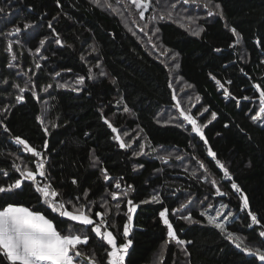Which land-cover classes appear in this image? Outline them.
I'll return each mask as SVG.
<instances>
[{"label":"trees","instance_id":"1","mask_svg":"<svg viewBox=\"0 0 264 264\" xmlns=\"http://www.w3.org/2000/svg\"><path fill=\"white\" fill-rule=\"evenodd\" d=\"M206 1L209 2L207 7L202 2V7L193 2L185 3L203 12L196 22L194 19L185 21L188 26L173 17L153 20L159 28V43L167 50L164 53L157 47L154 52L150 44L125 24L121 9H117L124 0H101L100 4L93 0H59V4L57 0H0L3 9L0 12V109L14 105L0 114V120L7 126V131L0 126V169L10 170L14 162L33 166L32 154L16 145L15 136L26 139L38 150L47 140L49 148L45 154L50 164H46V168L48 178L60 193L57 199L68 201L79 196L83 202V193L88 191L87 199L95 202L93 212L102 211L107 201L109 222L115 224L109 230L117 237L118 245L125 243L122 232L126 200L140 204L128 237L133 243L125 264H264L254 255L236 248L200 215L205 210L215 215L208 204L214 208H219L221 203L228 204L225 212L230 210L236 216L234 221L229 220V230L242 237L248 246H261L264 238L258 233L264 228L248 227L250 218L246 211L240 210L238 195L231 189V182L223 177V171L207 155L203 141L191 131L190 125L178 127V121L159 118L161 110H175L176 101L172 99L175 79L172 64L166 58L172 51L178 53L177 73L200 97L191 113L200 124L211 118L212 111L218 113L217 119L205 129V135L264 225V121L251 120L258 111V99H243L253 84L260 83L264 88V63L261 62L264 60V0ZM127 2L134 12L139 11L131 0ZM178 3L185 5L184 0ZM212 3L220 6L219 12L210 8ZM210 11L213 15H208ZM221 11L223 15L219 14ZM148 13L167 16L153 10ZM135 19L138 17L132 15V21ZM49 22L52 28L48 27ZM134 22L138 24V20ZM24 23L31 27L24 29ZM15 26L22 31L8 35ZM232 27L242 36L234 48L229 47L235 40L230 32ZM201 29L199 36L193 35ZM57 36L62 43H56ZM45 37L48 39L41 46L39 42ZM8 40L14 42L16 60H11L12 53L5 51ZM37 47L41 48L39 53L35 51ZM35 63L41 68L36 69ZM25 72L28 75L25 76ZM56 72L60 75L56 76ZM78 76L85 77L81 85L75 84ZM212 76L228 89L229 97L223 95V89ZM65 83L73 87H56ZM15 84L21 87L27 84L29 89L35 85L39 99L26 89L24 101L17 104L15 96L19 89L13 87ZM48 84L53 87L42 91ZM75 87L80 91L73 90ZM125 105L129 112L123 111ZM204 107L209 111L201 118L197 113L203 112ZM101 113L120 132L126 129L138 132L133 142H125L130 147H119V142L112 138L116 134L104 123ZM37 116H41L44 126L49 128L47 135ZM225 124L228 127H224ZM141 145H144L142 150ZM134 152L139 154L133 155ZM165 156L167 160L162 159ZM93 157L98 159L94 161ZM201 162L207 171L200 167ZM101 168L107 169L113 178L111 182L103 179ZM10 176L14 179L19 174L10 171ZM121 177V190L127 185H131L132 190L127 197L113 201L110 192L116 190L115 182ZM72 178H76L78 184L73 185ZM213 179L216 185L211 183ZM0 181L10 182L3 175ZM29 184L25 182L22 190L0 194V205L22 203L39 209L53 219L58 230L69 224L77 225L38 204ZM217 186L226 195H216ZM156 194L161 197L160 203L150 201ZM189 197L194 203L172 215L171 209L179 208ZM145 200L150 202L140 203ZM118 202L119 210L115 208ZM163 207L169 208V218L179 238L191 241L183 246L189 255L186 256L175 242L165 247L166 226L158 216ZM189 212L199 223L189 224L180 218ZM86 234L90 242L80 246V251L88 255L95 253L106 264L102 247L105 242L90 231ZM0 264L6 262L0 261Z\"/></svg>","mask_w":264,"mask_h":264},{"label":"snow or ice","instance_id":"2","mask_svg":"<svg viewBox=\"0 0 264 264\" xmlns=\"http://www.w3.org/2000/svg\"><path fill=\"white\" fill-rule=\"evenodd\" d=\"M93 2L100 4L101 0H93ZM131 2L136 9L140 10L139 16L143 19L145 12L148 11L150 7L151 0H131ZM177 2H179V0H177ZM188 2L189 0H184V3ZM192 2H195V0H192ZM57 4H59V0H57ZM107 6L112 7L111 4H108ZM205 7H207V4H205ZM216 7L219 9L220 6L216 5ZM0 12H3L2 8H0ZM219 14L223 15L222 11ZM208 15H213V13L210 11ZM157 18H171V14L169 13L167 16L159 17L153 16L150 19ZM189 19L192 18L189 17ZM30 27L31 24L29 23L23 24L24 29H29ZM48 27L52 28L51 22H49ZM225 27H228V25H225ZM21 31L22 29L19 26H15L8 33V35L20 33ZM53 31L55 30L53 29ZM141 31H144V29L141 28ZM201 31H203V29L194 32L193 35L199 36ZM155 32H159V28L155 29ZM230 32L235 37V40L229 45V47L234 48L240 43L242 36L235 27L230 28ZM47 39V37L41 39L39 42L40 45L43 46ZM13 43V40H8L5 51L12 53L11 60H16V55L13 53ZM56 43H62L58 36L56 38ZM153 47H155V45H153ZM35 51L36 53H39L41 48L37 47ZM216 51L219 52L221 50L216 49ZM176 55H178V53ZM81 59H83V57H81ZM261 62L264 63V60ZM11 66V63H9V67ZM98 66L99 65H97V67ZM175 67L178 68L179 64H176ZM35 68L40 69L41 65L39 63H35ZM240 71L243 72L244 70L240 69ZM23 74L25 76L28 75L27 72ZM100 74L106 75L104 72H101ZM55 75L59 76L60 73L56 72ZM89 78H91V69H89ZM211 78L216 80L215 76H212ZM84 80V76H78L75 80V84L81 85L84 83ZM4 83H7V81H4ZM113 83H115V80H113ZM216 83L221 89H223V95L225 97H229L231 95L228 89H226L219 80H216ZM228 83L231 84L232 81H228ZM13 87L19 89V94L15 96L17 104L24 101V93L26 89L32 91L34 96H37L34 90L35 85H33L30 89L27 84H25L24 87H21L19 84H15ZM51 87H53V85L48 84L41 90L47 91ZM56 87L69 88L73 87V85L65 83L57 84ZM169 87H172L171 83L169 84ZM188 87H191V85ZM252 87L259 94V105L258 111L255 112V115L251 116V120L253 122L264 121V88H262L260 83H255ZM73 90L80 91L78 87L73 88ZM37 99H39L38 96ZM172 99L176 101L173 107L178 110L179 117H182V120L178 121L177 126L184 127L185 125H190L191 131L196 133L200 140L203 141V144L207 148V155L212 157L215 164L223 171V177L231 182V189L238 195L240 210L246 211L247 217L250 218V224L248 227L260 225L264 228V225H261V220L258 219L257 214L251 210L248 196L235 182V180L232 179L228 167L222 163L220 159H218L217 153L213 150L205 135V129L208 127V124L217 119L218 113L212 111L211 118L206 123L200 124L198 119L190 113V110H186L181 106V101L177 99L175 90H173ZM195 99L199 101L200 97L196 96ZM243 99L249 100L252 99V97L245 96ZM10 107H14V105H6L3 109H0V114L8 112ZM123 111L129 112L130 109L127 105H125ZM208 111L209 108L204 107L203 112H199V116L202 118L204 113H207ZM101 118L104 120L107 127L111 129V132L116 134L112 138L119 142L120 148H127L131 146L130 144L125 143L122 139L120 131L113 126L107 118L103 117L102 113ZM36 119L42 127L43 133L47 135L49 133V128L44 126L43 118L41 116H37ZM0 126H3L5 131H7V126L3 124V120H0ZM52 127H56V125H52ZM224 127H228V125L225 124ZM123 135L127 136L128 133L125 132ZM217 135H219V133ZM14 141L16 145L21 147L23 152L32 154V157L34 158L33 166L29 167L28 164L21 166L14 162L10 170L0 169V175L8 177L10 181H0V194H7L16 190H22L25 182H30L28 186L31 187L36 194L38 204H42L48 209H51L52 212L58 213L59 217L68 218V221L70 222H77V225L91 226V228L83 229L77 225L69 224L67 228L58 230L56 224L53 223V219H50L48 215L39 209H33L32 207L25 206L22 203H7L6 205H0V261H5L6 264H105V261H101L95 256V253L88 255L87 253L80 251V246H86L89 244L90 237L86 234V232L90 231L94 233L95 238L105 242L102 244V247L104 248L103 255L106 257V264H125V257L128 255L129 248L133 243V241L128 237L132 231L134 215L140 207V204L134 203L132 199L126 200V222L123 224L122 232L125 243L118 245L117 237L113 234V231L109 230L110 227H115V224L109 222L108 214L110 209L107 207V201H105V205L102 206V211L93 212L92 207L95 202L87 199L88 191H84L83 193V196L85 197L83 202H81V198L79 196L75 197L74 200L68 201L57 199L60 196V193L54 188L52 181L48 178L49 172L46 168V164H50V161H48L45 154L49 148L48 141L44 140L40 150L31 146L29 142L21 136H15ZM140 147L142 150L144 145H141ZM138 154L139 153H133V155ZM176 158L181 159L179 156ZM97 159L98 158L93 157L94 161ZM162 159L167 160L168 157L165 156ZM93 166H95V164ZM135 167L136 166H134V168ZM140 167H142V165ZM200 167L205 168V165L201 162ZM10 171L12 173H18V178L13 179V177L10 176ZM100 171L103 179L111 182L113 178L109 176L107 169L101 168ZM205 171H207L206 168ZM194 175L195 173H193V176ZM122 179L123 178L121 177L116 180L114 185L116 190L110 192V196L113 201H118L127 197L129 191L132 190L131 185H127L124 190H121L120 180ZM71 183L76 185L78 184V181L76 178H72ZM211 183L216 185L217 181L213 179ZM215 194L220 196L226 195V193H223L218 186L216 187ZM205 199H207V197H205ZM150 201L160 203L161 197L159 194L153 195L150 197ZM150 201L145 200L140 203H149ZM193 203L194 201L191 197H189L185 202L179 205V208L171 209L172 215H176V213L182 209H187L188 205ZM201 203H203V201H201ZM69 207L71 210H69ZM207 207L209 209H214L215 215L209 214L207 210L202 211L200 215L206 217L209 225L218 229L220 234L226 240L234 244L236 248L242 249V251L246 254L254 255L259 261L264 262V239H261L260 247H251L245 244L244 239L237 235V233L229 230L228 222L230 219L234 221L236 216L230 210L225 212V209L229 207L228 204L221 203L219 208H214L212 204H208ZM115 208L117 210L120 209L119 202L115 205ZM158 216L162 221V224L166 226L167 239L165 241V247L170 242H175L178 246H181V249L184 251L186 256L189 255L187 248L183 246L190 244L191 241H185L179 238L177 231L169 218V208L163 207L162 210L158 212ZM94 217H98L99 219H94ZM180 218L186 220L189 224L199 223V221L193 220L190 212L187 216H181ZM258 236L260 238H264V230L259 231Z\"/></svg>","mask_w":264,"mask_h":264},{"label":"rangeland","instance_id":"3","mask_svg":"<svg viewBox=\"0 0 264 264\" xmlns=\"http://www.w3.org/2000/svg\"><path fill=\"white\" fill-rule=\"evenodd\" d=\"M110 1H116V0H110ZM152 2H153V7L150 4V7L148 11L145 12V16L143 19L139 16L140 10L134 12L132 7L128 5L127 0H124L123 5L119 3V6H117V9H121L120 12L123 15L122 17H123V21L125 22V24L131 30L135 31L148 45L150 44L154 52H157L155 48L157 47L160 51H163L165 53L166 49H164L159 43V35L157 32H155V29H157L156 23L153 22L154 19H150L151 17H153V15H151V13L149 14L148 12L153 10V11H159L162 13H166V15L170 13L171 17H173L174 19L182 23L184 26H188L185 21L190 20L189 17L194 19V22H196L197 21L196 19L202 16L203 12H202V9H198L196 7L193 9L189 5H186L185 3H184L185 5H179L181 3H178L177 5V0H152ZM189 2L192 3V0H189ZM200 2H202L203 5L205 4L209 5V2H207L206 0H195V2H193L192 4H197V6L202 7ZM127 8H129V10H127ZM210 8L215 9L217 12H219V9L213 3L211 4ZM132 15L134 16V18L136 16L138 17V19H135V20H138V24L134 22L135 20L132 21ZM141 28H143L144 31H141ZM153 45H155V47H153ZM166 58L169 61V63L172 64V67L171 65L170 67L174 74L175 91L177 94L176 95L177 99L181 101V106L185 108L186 110H190V113H191L192 108L196 105V102H197V100L195 99L196 95L194 93L193 87L192 86L188 87L190 84L185 82L181 78V76H179V74L177 73V67H175L176 65L175 62L177 61L176 54L172 51H169L166 54ZM247 95L249 97L258 99L259 94L255 91L254 88H251L248 91ZM197 114L199 115V112ZM159 118L162 121L182 120V117H179L178 110L176 109L175 110H171V109L161 110L159 112ZM125 132L128 133L127 136L123 135V133ZM120 134L122 136V139L125 142L130 143L134 141V138L138 134V132L130 131L129 129H126L120 132ZM251 247H256V246H251Z\"/></svg>","mask_w":264,"mask_h":264}]
</instances>
